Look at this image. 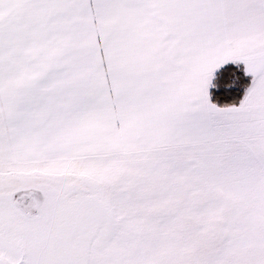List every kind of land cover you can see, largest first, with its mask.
Masks as SVG:
<instances>
[{"label": "snow or ice", "instance_id": "1", "mask_svg": "<svg viewBox=\"0 0 264 264\" xmlns=\"http://www.w3.org/2000/svg\"><path fill=\"white\" fill-rule=\"evenodd\" d=\"M0 264H264V0H0Z\"/></svg>", "mask_w": 264, "mask_h": 264}]
</instances>
